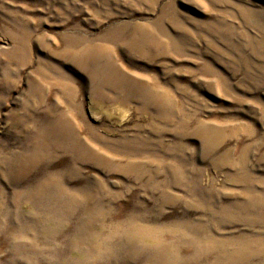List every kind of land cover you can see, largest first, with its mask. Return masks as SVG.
Instances as JSON below:
<instances>
[{
	"label": "rangeland",
	"instance_id": "374dc122",
	"mask_svg": "<svg viewBox=\"0 0 264 264\" xmlns=\"http://www.w3.org/2000/svg\"><path fill=\"white\" fill-rule=\"evenodd\" d=\"M0 264H264V0H0Z\"/></svg>",
	"mask_w": 264,
	"mask_h": 264
}]
</instances>
